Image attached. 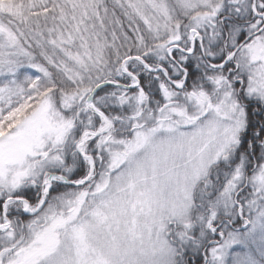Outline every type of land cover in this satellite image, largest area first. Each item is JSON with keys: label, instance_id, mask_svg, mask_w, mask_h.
<instances>
[{"label": "snow or ice", "instance_id": "obj_1", "mask_svg": "<svg viewBox=\"0 0 264 264\" xmlns=\"http://www.w3.org/2000/svg\"><path fill=\"white\" fill-rule=\"evenodd\" d=\"M0 264H264V0H0Z\"/></svg>", "mask_w": 264, "mask_h": 264}]
</instances>
